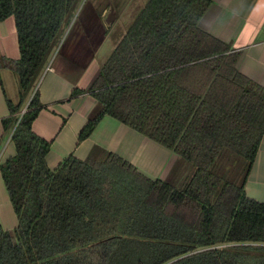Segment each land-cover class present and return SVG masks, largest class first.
Returning <instances> with one entry per match:
<instances>
[{"label":"trees","instance_id":"1","mask_svg":"<svg viewBox=\"0 0 264 264\" xmlns=\"http://www.w3.org/2000/svg\"><path fill=\"white\" fill-rule=\"evenodd\" d=\"M77 1L0 0L20 46L18 62L0 57L20 98L2 122L15 127L16 155L0 171L18 227H0V264H264V204L245 193L264 88L199 26L210 0H149L87 90L99 110L79 140L111 117L177 154L172 178L151 180L111 153L48 167L51 143L32 128L45 108L38 85Z\"/></svg>","mask_w":264,"mask_h":264},{"label":"crops","instance_id":"2","mask_svg":"<svg viewBox=\"0 0 264 264\" xmlns=\"http://www.w3.org/2000/svg\"><path fill=\"white\" fill-rule=\"evenodd\" d=\"M136 1L144 7L149 0H110L105 18L109 14H118L116 8L121 12ZM210 1L212 4L199 26L229 45L234 53L241 54L238 71L264 88V0ZM61 39L38 85L41 103L45 108L32 127L37 136L51 143L47 156L48 167L54 171L70 156L80 161L91 157L100 160L111 153L132 164L151 180H170L179 163L177 154L111 117H104L89 138L79 140L89 119L99 110L98 102L87 90L109 58L100 59L97 50H91V44L86 42L82 45L89 49L83 53L77 51L79 49H76V53L72 50L61 53ZM0 57L13 62L20 60L16 21L13 17L0 21ZM14 76L10 68L0 66V166L16 155V147L11 141L15 127L6 132L2 123L10 116L7 101L18 104L20 100ZM75 90L85 93L73 97ZM245 193L249 199L264 204V137L248 177ZM0 227L7 232L18 227V218L1 171Z\"/></svg>","mask_w":264,"mask_h":264},{"label":"rangeland","instance_id":"3","mask_svg":"<svg viewBox=\"0 0 264 264\" xmlns=\"http://www.w3.org/2000/svg\"><path fill=\"white\" fill-rule=\"evenodd\" d=\"M110 0H78L74 10L64 28L61 41V53H67L69 50L83 51L90 49L100 54V59L107 60L115 48L124 39L131 26L141 14L143 6L138 1L126 10L116 8L118 14H109V17L105 18V13L108 11L107 3ZM115 10V11H116ZM111 12V11H110ZM85 38L83 41L82 39ZM86 42L91 46H83ZM100 45V47H99ZM14 81L19 92L18 77L14 76ZM30 97V96H29ZM24 102L22 111H26L28 106V99ZM227 153V152H226ZM240 160L236 155L234 156ZM242 161V160H241ZM231 159H229L230 164ZM235 162H233L234 165ZM237 164V163H235ZM228 168V165H227ZM244 166L239 165L236 171L243 170ZM240 180V179H238ZM234 181L238 183L239 181Z\"/></svg>","mask_w":264,"mask_h":264},{"label":"water","instance_id":"4","mask_svg":"<svg viewBox=\"0 0 264 264\" xmlns=\"http://www.w3.org/2000/svg\"><path fill=\"white\" fill-rule=\"evenodd\" d=\"M25 112H26V111H23V112H22V115H23Z\"/></svg>","mask_w":264,"mask_h":264},{"label":"built area","instance_id":"5","mask_svg":"<svg viewBox=\"0 0 264 264\" xmlns=\"http://www.w3.org/2000/svg\"><path fill=\"white\" fill-rule=\"evenodd\" d=\"M21 116H22V114H21Z\"/></svg>","mask_w":264,"mask_h":264}]
</instances>
